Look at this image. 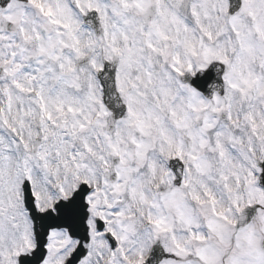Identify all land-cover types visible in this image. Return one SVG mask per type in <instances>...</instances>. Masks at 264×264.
<instances>
[{"label": "snow or ice", "instance_id": "obj_1", "mask_svg": "<svg viewBox=\"0 0 264 264\" xmlns=\"http://www.w3.org/2000/svg\"><path fill=\"white\" fill-rule=\"evenodd\" d=\"M0 264H264V0H0Z\"/></svg>", "mask_w": 264, "mask_h": 264}]
</instances>
